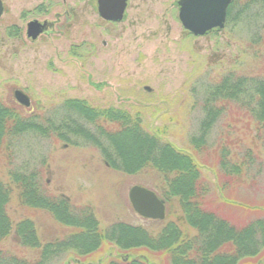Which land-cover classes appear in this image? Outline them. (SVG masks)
Returning <instances> with one entry per match:
<instances>
[{"label": "rangeland", "instance_id": "rangeland-1", "mask_svg": "<svg viewBox=\"0 0 264 264\" xmlns=\"http://www.w3.org/2000/svg\"><path fill=\"white\" fill-rule=\"evenodd\" d=\"M179 1L129 0L125 18L110 22L100 16L98 0H67L66 4L63 0H4L5 12L0 18V100L16 101V90H22L31 100L25 108L48 116L58 117V108L61 114V104L71 99L92 107H119L141 114L147 130L196 159L198 170L212 187L202 207L243 228L264 219V211H259L264 205V140L257 135L253 118L243 113L238 102L222 99L216 103L221 112L205 152L198 154L192 142L201 134L205 102L219 82L230 75H258L263 70L264 56L252 43L257 32L263 30L264 16L256 9L251 11L250 20L242 19L243 23L195 35L182 24ZM238 10L242 13L241 8ZM56 13L62 14L61 21H54L49 33L36 39L29 36L31 21H51L57 19ZM71 136L68 142L57 136L26 135L15 140L14 146L1 150L0 178L11 187L8 214L16 225L29 220L34 223L41 245L88 230L62 224L49 206L25 203L11 171L37 170L46 194L67 197L78 208L90 207L101 229L124 223L157 236L173 222L184 237L187 235L188 254L197 253L202 239L188 223L180 198H169L171 188L164 173L154 168L126 173L117 155H111L116 162L113 165L96 142ZM225 148L234 162L246 164L241 183L234 176L227 186L221 177ZM219 182L230 199L218 196ZM134 185L148 187L162 199H169L165 220L145 218L134 209L129 198ZM15 227L0 248L39 260L42 248L23 245ZM101 248V253L86 262L107 264L111 252H122L113 242ZM223 249L227 247H221L220 253ZM258 249L255 258L246 257L239 264H264V237ZM158 250L143 248L142 253L150 258L147 264H173L176 258L183 263L182 256L173 253V258L169 251ZM216 255L218 252L210 258ZM76 258L79 256L75 252L62 251L48 264H77ZM207 260L200 257L189 261L207 264Z\"/></svg>", "mask_w": 264, "mask_h": 264}, {"label": "trees", "instance_id": "trees-1", "mask_svg": "<svg viewBox=\"0 0 264 264\" xmlns=\"http://www.w3.org/2000/svg\"><path fill=\"white\" fill-rule=\"evenodd\" d=\"M238 8H241L242 13H239ZM256 9L260 15L264 16V0H233L228 10L226 27L243 23L242 19L250 20L252 18L251 11ZM259 28H261L260 25ZM262 28L263 30L260 29L257 32L252 43L260 56H264V25ZM218 30L214 29L211 32ZM222 99L227 103L238 102L243 113L253 118L257 135L261 140H264L263 68L258 75L243 72L234 77L233 75L225 77L210 92L205 102L206 116L202 122L201 134L194 137L192 142L198 154L203 152L205 146L207 148L210 131L221 112L216 103ZM56 115L58 117L48 116L45 112H34L32 108L26 109L24 105L13 99L10 102L0 100V152L3 148L14 146L15 140L26 135L34 134L46 138L57 136L58 139L68 142L73 135L96 142V145L103 150L107 160L111 161L109 163L113 165L116 162L112 160L111 155H117L120 166L126 173L135 174L144 168L157 169L164 173L169 180V188H171L169 198L176 196L180 198L187 221L198 230L202 243L197 247L196 254H188L187 235L184 237V233L173 222L167 223V226L157 236L151 235L140 226L124 223L108 230L101 229L99 221L90 207L78 208L67 197L61 199L46 194L47 191L39 171L26 172L14 168L11 171V176L18 188L21 189L25 203L40 207L49 206L62 224L85 227L88 230L66 237L56 243L41 245L34 223L29 220L16 225L9 216L8 205L11 201L12 191L11 187L0 178V244L11 235L14 226H16L23 245L42 248L37 261L0 248V264H48L52 257L62 251L78 254L79 258L76 260H79L80 263L77 262V264H90L86 262V259L96 257L101 253L100 250L105 248L102 247V249L101 246L108 242L118 245L122 252L117 253L118 256L111 252L107 256V264H140L142 262L147 264L150 258L149 255L142 253L144 252L143 248L169 251L172 257L173 253L182 256V264H193L189 260L191 258L194 261L200 260V257L208 258L207 264H232L237 261L236 264H239L246 257L255 258L258 255L259 243L264 237V219L260 218L256 222L239 228L226 218L218 216L217 212L204 209L202 206L207 203V194L211 193L212 189L210 188L212 187L198 170L196 159L187 152L176 149L173 144L163 142L157 135L147 130L141 114H133L128 109L119 107H92L85 101L71 99L65 101L64 105L61 104V114L58 108ZM228 154V150L223 149L221 177L226 179L227 186L234 176L238 178V182H243L246 165L239 160V162H234ZM248 157L253 162V157L249 154ZM219 179L221 178L219 177ZM220 182L219 185L216 184L217 192L218 189L221 191V195L218 192V196L228 199L229 197L226 196V191ZM259 211H264V205ZM181 240L184 241L182 246L179 245L182 244ZM192 240V238H188V241ZM185 243L187 244L185 245ZM223 246L227 249L221 250L223 253H220L219 249ZM216 252L218 255L214 257L215 259L210 258ZM122 253L131 255L128 261L122 260V257L119 256ZM133 255L143 256L139 259L133 258V261ZM173 264L181 263L176 258Z\"/></svg>", "mask_w": 264, "mask_h": 264}, {"label": "water", "instance_id": "water-1", "mask_svg": "<svg viewBox=\"0 0 264 264\" xmlns=\"http://www.w3.org/2000/svg\"><path fill=\"white\" fill-rule=\"evenodd\" d=\"M233 0H180L179 16L184 27L195 35H205L214 28L223 29L227 23L228 9ZM128 7V0H98L100 16L113 22H121ZM3 0H0V17L4 13ZM53 23L32 21L29 24V36L36 39L47 31ZM151 90L150 87H147ZM15 97L25 106L31 105L29 96L22 90H16ZM129 197L134 209L144 217L166 218V205L155 191L135 185L130 189ZM125 259L128 256H124Z\"/></svg>", "mask_w": 264, "mask_h": 264}, {"label": "flooded vegetation", "instance_id": "flooded-vegetation-1", "mask_svg": "<svg viewBox=\"0 0 264 264\" xmlns=\"http://www.w3.org/2000/svg\"><path fill=\"white\" fill-rule=\"evenodd\" d=\"M64 1V4H66L67 2V0H63ZM68 13V12H67ZM56 16H57V19H53L52 18V20L50 21V19L51 18H48L47 20L48 21H50V22H52V21H55L56 22V20H57V22H60L61 21V17H62V14L61 13H56ZM46 19L43 21V20H41L42 22H45V21H47ZM55 25V24H54ZM50 32V30H48L47 32H45V33H49Z\"/></svg>", "mask_w": 264, "mask_h": 264}]
</instances>
